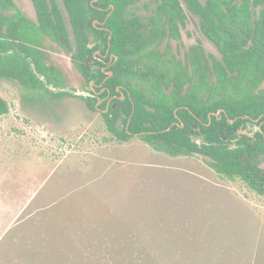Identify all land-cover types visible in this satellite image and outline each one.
Instances as JSON below:
<instances>
[{
	"label": "rangeland",
	"instance_id": "obj_1",
	"mask_svg": "<svg viewBox=\"0 0 264 264\" xmlns=\"http://www.w3.org/2000/svg\"><path fill=\"white\" fill-rule=\"evenodd\" d=\"M42 52L87 93L62 47ZM78 96L0 78V264H264V196L200 156L116 142Z\"/></svg>",
	"mask_w": 264,
	"mask_h": 264
},
{
	"label": "trees",
	"instance_id": "obj_2",
	"mask_svg": "<svg viewBox=\"0 0 264 264\" xmlns=\"http://www.w3.org/2000/svg\"><path fill=\"white\" fill-rule=\"evenodd\" d=\"M61 1L78 45L77 59L82 63L77 67L86 81L102 83L106 75L88 72L84 66L90 53L85 46V30L93 29V20L103 21L110 13L105 24L112 32L110 53L117 60L108 67L113 76L106 78L105 84L113 94H117L115 87L119 85L129 91L123 102L115 101V109L102 114L111 139L127 143L138 138L154 152L172 158L200 156L220 178L239 180L264 196V169L259 167L264 163V41L254 42L250 51L241 49L244 33L235 39L238 34L230 31L233 21L247 24L249 4L263 0H100V5L108 9L106 13L92 5V0ZM31 2L41 31L55 39L61 34L65 39L56 1ZM8 6L9 0H0V36L31 41L35 28L30 23L27 28L18 13L12 19L5 17ZM184 7L199 16L204 34L222 53L220 60L207 62L204 68L195 50L183 61L169 46L157 49L165 38L178 39L179 22L186 17ZM3 24L7 26L6 34ZM109 34H103V43ZM11 47V43L0 39V78L17 81L27 90L42 89L54 97L69 95L51 93L34 74L32 63L48 84H63L59 71L46 68L38 52L22 44H17L19 53L10 51ZM81 98L90 110L97 111L94 98ZM121 109L124 117L119 129L115 123ZM8 112V103L0 97V116ZM177 118L178 126H171ZM229 120H234L233 125ZM249 124L257 127L252 137L237 134L236 129L245 130ZM190 134L199 135L200 143L193 142Z\"/></svg>",
	"mask_w": 264,
	"mask_h": 264
},
{
	"label": "flooded vegetation",
	"instance_id": "obj_3",
	"mask_svg": "<svg viewBox=\"0 0 264 264\" xmlns=\"http://www.w3.org/2000/svg\"><path fill=\"white\" fill-rule=\"evenodd\" d=\"M91 4L92 5L96 4L95 7L103 13L108 12L107 7L100 5V0H92ZM57 7L59 8L58 4ZM28 11L34 12V17L33 19H31L34 21L30 20L29 18L30 15H28ZM17 13L21 16L22 19L26 21L27 28L30 26V24L33 29L35 28L34 30L35 35L31 39V41H20V40H14L8 36H0V39H4L12 44L10 51L19 53L17 44H22L23 46L27 48H31L35 52H38L40 56L44 58L43 63L46 68L53 67L54 69H56L54 66H47L45 64V56L44 53L42 52V46L44 40L48 39L56 42L60 47L64 49L67 56H69L72 65L79 72L80 76L83 79L84 88L88 93H90L91 96L89 97L95 99V107L97 111L101 113V115L106 114L111 108L115 109L116 108L115 101L117 99L123 102L127 98V96L129 97L128 88H126L124 85L116 86L115 91L117 94H113L110 90V86L105 84L106 78L113 76L112 71H110L108 67L111 66L112 61L117 60V57H115L114 54L110 53L109 41L111 39L112 32L105 24L107 21V17L109 16L110 13L107 14L106 18L103 21L100 20L92 21L93 29L95 31L93 29L85 30L87 37L85 46L90 53L85 57L84 66L88 70V72L101 71L102 73H104L106 75V78L103 80L102 83H95L93 80L86 81V79L78 69L77 64L82 62L77 59V55H78L77 41L75 36L72 34V29L70 25H69L70 29L68 30L65 24V20L63 18L62 21L64 24L65 35H66L65 39H63L61 34H58L59 38L55 39V37L48 36L41 31L38 21V16L31 0H9V6L4 11V16L9 19H12L13 15ZM184 13L186 17L183 22L181 23L179 22V26H178V33H179L178 39L168 40L167 38H165L163 41H161L160 46H158L157 49L162 51L163 49H167V47L169 46L170 51L177 58L183 61H186L188 57L192 54L191 50H195L201 62L200 64L203 68L205 67L207 62L211 64L212 61L215 59L220 60L222 57V53L216 47V45L210 39H208L204 34L201 28V19L199 18V16L194 15L193 13L188 11L185 7H184ZM60 14L61 17H63L61 11ZM262 16H264V0L257 5L249 4L247 24L237 25L235 24L234 21L231 24L232 30L230 29V31L238 34L235 36V39L236 38L240 39L239 35L244 33V37L246 39L240 41V42L245 41V44H240L241 49L245 48L248 49V51H250L254 42L259 43L261 41H264V19H262ZM66 23H68V20H66ZM2 27H3V32L6 34L7 26L3 24ZM105 32L106 33L110 32V34L107 37L106 43H103V39H104L103 34ZM254 32L256 38L255 40L253 39ZM21 56L24 57L25 54L21 53ZM58 71L61 74L62 78L64 79L61 71L60 70ZM63 83H65L64 80ZM57 88H63V87H57ZM78 97L82 99L81 97H85V96H78ZM119 113H120V117L117 119L115 123V127L121 129L122 118L124 117V114L122 113V109ZM179 122L180 120L178 119V121L173 122L171 126L174 125L177 127ZM128 123L129 121L127 122V124ZM233 123L234 120H229V124L233 125ZM193 130H197V128L193 126ZM236 130H237V134L243 133L248 135V137H252L253 134L256 132L257 127L255 125L249 124L246 126L245 130L242 129H236ZM190 138L193 142H196L198 144L200 143L199 135L190 134ZM223 140L227 141V137H224Z\"/></svg>",
	"mask_w": 264,
	"mask_h": 264
},
{
	"label": "water",
	"instance_id": "obj_4",
	"mask_svg": "<svg viewBox=\"0 0 264 264\" xmlns=\"http://www.w3.org/2000/svg\"><path fill=\"white\" fill-rule=\"evenodd\" d=\"M31 68H32V71L34 72V74L37 76V78L44 84L46 89L48 91H50L51 93H54V94H57V93H70L72 95H85V97L91 96L90 93H88V92L87 93H79V92H75V91L70 90V89L53 87V86L48 84V82L45 80L43 75H41L40 73H38L36 71L35 65L33 63L31 64ZM219 113H220V111L217 112V115ZM209 119H210V115H209ZM259 167L261 169H264V163L260 164Z\"/></svg>",
	"mask_w": 264,
	"mask_h": 264
}]
</instances>
